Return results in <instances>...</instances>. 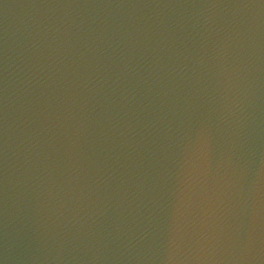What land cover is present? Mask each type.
I'll use <instances>...</instances> for the list:
<instances>
[{
  "label": "water",
  "instance_id": "1",
  "mask_svg": "<svg viewBox=\"0 0 264 264\" xmlns=\"http://www.w3.org/2000/svg\"><path fill=\"white\" fill-rule=\"evenodd\" d=\"M0 264H264V0H0Z\"/></svg>",
  "mask_w": 264,
  "mask_h": 264
}]
</instances>
